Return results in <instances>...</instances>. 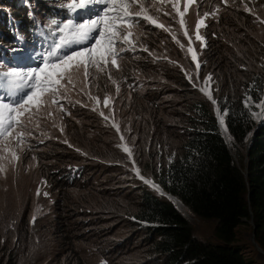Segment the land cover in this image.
Segmentation results:
<instances>
[{
	"label": "rangeland",
	"instance_id": "rangeland-1",
	"mask_svg": "<svg viewBox=\"0 0 264 264\" xmlns=\"http://www.w3.org/2000/svg\"><path fill=\"white\" fill-rule=\"evenodd\" d=\"M69 2L58 0L56 5ZM119 2L127 6L128 16L114 21L116 36L104 37L94 61L87 64V73L83 64L79 68L74 66L79 58L53 69L54 73H63L54 76L57 83L48 85L49 90L25 110L13 113L14 127L0 136L3 262L163 264L151 256L147 228L144 231L135 217L141 193L149 190L175 200L159 184L157 170L162 159L180 143L179 136L185 129L184 111L190 108L191 99H206L214 106V94L221 90L222 82L242 81L241 74L229 69H258L264 65V0ZM26 3L30 6L29 14L36 19L35 3ZM66 11L68 14L59 21L70 18L67 8ZM81 11L73 14L77 22L92 18L81 15ZM117 11L116 7L110 8L109 16ZM230 11L246 24L244 31L237 28L214 33L217 26L230 22L225 20ZM9 24L11 31L19 35L18 27L11 26V21ZM57 27H50V36L42 33L28 40L18 39L19 44L14 42L16 46L12 47L16 51L7 47V56H22L23 60H6L3 71L40 66L35 54L59 41L61 33L56 31ZM197 31L202 40L196 39ZM98 33L99 30L92 35L98 37ZM122 39L126 41L123 44ZM218 39L236 49V53L241 49L240 61L230 56L223 70L210 67L203 73L200 60ZM94 42L90 40L86 46L91 47ZM109 47L117 52L116 64L111 62ZM122 47L126 50L120 51ZM189 47L197 53V60L187 51ZM30 53L32 62L27 61ZM222 72L225 75L220 77ZM175 73L187 80L191 76L188 89L184 90L183 80L175 79ZM149 89L157 92L159 101L160 112L155 121L150 114ZM4 116L9 117L6 110ZM163 122L169 126L168 131ZM68 163L79 168L71 180L63 171ZM179 206L190 214L199 237L216 238L214 221ZM238 231L242 243H253L248 248L250 254L264 262L263 249L252 241V221L244 220Z\"/></svg>",
	"mask_w": 264,
	"mask_h": 264
},
{
	"label": "trees",
	"instance_id": "trees-1",
	"mask_svg": "<svg viewBox=\"0 0 264 264\" xmlns=\"http://www.w3.org/2000/svg\"><path fill=\"white\" fill-rule=\"evenodd\" d=\"M27 1L35 3L36 19L29 15ZM57 1L0 0V70H4L6 60H23L22 56L4 53L7 47L13 51L14 42L19 44L9 22L18 27L23 41L36 34L50 36L49 20L59 21L68 14L66 8L56 5ZM225 20L214 33L237 28L243 32L246 28L231 11ZM226 45L222 39L211 43L208 55L200 60L203 73L210 67L223 70L230 56L240 61L241 49L236 53ZM236 68L229 70L241 74L242 81L222 82L221 90L214 94V106L206 99H191L190 108L184 111L185 129L179 136L180 143L159 164L158 182L175 200L149 190L139 198L135 217L144 231L147 228L151 256L163 264H264L250 254L248 248L253 243H242L238 231L244 220L252 221L255 239L264 250V65L258 69ZM176 75L175 79L183 80L184 90L188 89L190 80ZM147 96L155 121L160 112L157 92L149 89ZM163 125L168 131L169 126ZM78 170L72 163L63 166L70 180ZM177 199L189 213L214 221L215 239L195 233L190 214ZM0 264L16 263L0 259Z\"/></svg>",
	"mask_w": 264,
	"mask_h": 264
},
{
	"label": "snow or ice",
	"instance_id": "snow-or-ice-1",
	"mask_svg": "<svg viewBox=\"0 0 264 264\" xmlns=\"http://www.w3.org/2000/svg\"><path fill=\"white\" fill-rule=\"evenodd\" d=\"M133 2H135V0H133ZM189 2H191V0H189ZM60 7L67 8L70 18L66 21H57L55 19L50 21L48 27L59 25L56 31L61 33V35L58 42L44 51L35 54L39 60L40 66H34L28 69L11 68L8 71L0 70V136L5 135L9 127H14V123L11 119L13 113L25 110L27 105H31L43 92L49 90L47 87L48 85H55L57 83L54 76H62L63 73H54L53 69L67 66L70 62L74 61V59L79 58V62L74 66L79 68L80 65L83 64L86 74L87 64L94 61L97 48L102 44L104 37L106 35L109 38L116 36V32L113 29H115L117 25L114 21L116 19H125L128 16L127 6L123 2L117 3V0H70L69 3L60 5ZM112 7H116L118 11L114 16L110 17L109 9ZM77 10H82L80 13L81 15H91L92 18L77 22L73 15ZM29 15L31 16V13ZM137 15H139V13H137ZM145 19L151 21L150 17H145ZM151 22L155 24V21ZM180 23H184L183 19L180 20ZM199 26L200 25H197V29ZM160 27H163V25H160ZM97 30H99L98 37L93 36L92 34ZM185 35H187V32H185ZM17 39L22 38L17 34ZM196 39H203L198 31L196 33ZM90 40H94L95 42L91 47H88L86 44ZM110 42L115 43V41ZM120 42L123 44L126 41L122 39ZM73 45L79 50H73ZM61 49H64V51L61 52ZM125 50L126 49L123 47L120 49V51ZM13 51H16V49H13ZM107 51L109 55L112 56L111 62L116 64V50L109 47ZM187 51L192 54L193 60H197V53L193 48L189 47ZM29 58H32V53L29 54ZM196 67L197 69L200 67L199 63L196 64ZM67 70V67H65V71ZM187 78L191 80V76H187ZM52 91L55 95L57 90L54 88ZM201 91H204V89H201ZM5 110L9 113L8 118L4 116ZM101 115H103V113H101ZM105 119H107V117H105ZM220 119L221 123H223V117ZM117 130H119L118 126ZM61 131H63V129H61ZM19 135L22 137L23 133ZM121 139H123V137H121ZM65 143H67V141H65ZM124 150L126 152L128 151L126 147ZM77 151L79 150L77 149ZM13 156H15V153H13ZM140 178L142 180L144 179L143 176ZM148 183L151 184L152 182L148 181ZM152 186L153 188L156 187L155 184H152ZM44 195L47 196L48 194L44 193Z\"/></svg>",
	"mask_w": 264,
	"mask_h": 264
},
{
	"label": "water",
	"instance_id": "water-1",
	"mask_svg": "<svg viewBox=\"0 0 264 264\" xmlns=\"http://www.w3.org/2000/svg\"><path fill=\"white\" fill-rule=\"evenodd\" d=\"M177 201V203L179 204V205H181V202L177 199L176 200ZM255 227H254V229H253V231H252V241L258 246V247H260L261 249H263L262 247H261V245L256 241V239H255ZM264 251V250H263Z\"/></svg>",
	"mask_w": 264,
	"mask_h": 264
}]
</instances>
